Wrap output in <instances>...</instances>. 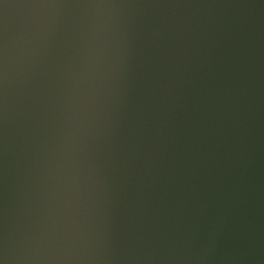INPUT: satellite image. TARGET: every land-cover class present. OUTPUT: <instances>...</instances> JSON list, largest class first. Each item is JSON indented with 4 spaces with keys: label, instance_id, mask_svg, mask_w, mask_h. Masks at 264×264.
I'll use <instances>...</instances> for the list:
<instances>
[{
    "label": "water",
    "instance_id": "obj_1",
    "mask_svg": "<svg viewBox=\"0 0 264 264\" xmlns=\"http://www.w3.org/2000/svg\"><path fill=\"white\" fill-rule=\"evenodd\" d=\"M0 264H264V0H0Z\"/></svg>",
    "mask_w": 264,
    "mask_h": 264
}]
</instances>
